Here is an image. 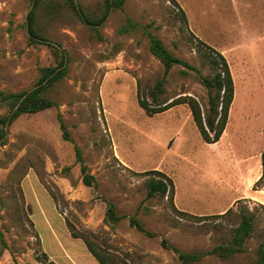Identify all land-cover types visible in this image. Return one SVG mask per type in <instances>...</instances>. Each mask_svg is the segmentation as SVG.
Returning a JSON list of instances; mask_svg holds the SVG:
<instances>
[{"label":"rangeland","instance_id":"obj_1","mask_svg":"<svg viewBox=\"0 0 264 264\" xmlns=\"http://www.w3.org/2000/svg\"><path fill=\"white\" fill-rule=\"evenodd\" d=\"M51 1L37 8L36 24L65 50L68 71L46 91L57 106L21 114L6 125L0 142V229L6 242L0 241V264H48L43 250L52 252L48 225L63 227L51 196L71 232L121 264H182L162 238L183 252L208 251L229 241L241 212L252 213L253 233L242 251L226 258L207 254L189 264H256L264 245V201L254 195L233 200L245 193L247 168L257 169L264 149V0H178L188 25L172 0H127L123 9L109 13L99 34L65 6L52 13ZM77 1L85 11L100 14L105 0ZM34 3L0 0V92L30 90L41 67L62 59L44 41H30L27 22ZM127 17L204 74L209 64L190 31L223 51L235 96L219 141H204L187 104L154 114L140 106L138 83L146 93L164 66L150 51L143 28L121 32ZM183 69H171L162 97L187 94L205 104L206 88L194 71ZM8 113L9 107L0 105V117ZM59 114L72 140L64 139ZM75 145L96 185L84 184ZM152 169L173 179L177 208L193 215L176 213L168 196L146 199L148 175L141 172ZM36 193L42 211L35 207ZM110 202L122 215L116 223L105 219ZM230 208L224 217L212 216ZM132 215L156 235L133 227Z\"/></svg>","mask_w":264,"mask_h":264},{"label":"trees","instance_id":"obj_2","mask_svg":"<svg viewBox=\"0 0 264 264\" xmlns=\"http://www.w3.org/2000/svg\"><path fill=\"white\" fill-rule=\"evenodd\" d=\"M126 1L127 0H105L100 14L85 11L77 0H52L49 7L52 9V13L62 6L71 9L81 18L82 21L89 24L91 28L99 34L100 26L106 20L109 13L114 9H123ZM42 2L43 0H35L33 8L28 14L27 28L30 41L32 43L44 41L49 46H52L56 52L61 53L62 59L56 66L41 67L42 75L38 83L30 90L20 93L0 92V105H6L9 107V113L0 117V142H3L6 136V125L12 123L21 114L35 113L57 106V102L51 99L46 94V91L55 82L65 77L68 71L65 50L59 44L46 38L37 27V8ZM172 2L178 7L181 16H183L188 25L186 13L178 0H172ZM138 28L144 29L150 41V51L164 66L162 77L158 79L154 86L148 89L146 93H144L138 83V100L140 106L148 113L154 114L170 109L178 104H187L204 141L207 143H215L219 141L226 130L231 106L235 96V81L230 63L226 56L189 30L198 43V51L209 64L210 72L204 74L199 67L174 54L158 35H155L152 31L147 29V26L134 21L130 17H127L126 23L121 28V32H129ZM175 65L183 66V73L185 74H189L190 70L196 73L199 82L207 90L208 97L205 104H202L196 97L187 94L180 95L171 100L162 97L167 91L166 84L168 75ZM147 96H149L150 99H147ZM58 118L64 139L72 140L68 127L60 114L58 115ZM75 150L77 161L81 164V173L84 184L89 186L96 185V177L89 171L88 165L83 159L81 148L78 145H75ZM261 160L262 175L255 182L253 189L264 188V184H262L264 181V149L261 153ZM141 173L148 175L146 199L168 196L176 213L183 216L193 215L177 208L174 202L175 184L173 179L167 173L157 169L146 170ZM231 211L232 208L224 213L212 216L224 217ZM240 215L241 221L233 227L232 236L229 241L218 244L208 251L183 252L177 246L170 243L167 238H162V245L165 248L176 252L182 264L199 261L207 254H216L223 258L232 256L243 250L246 240L252 235L254 229L255 215L252 213L245 214L243 212H241ZM105 219L110 223H116L122 219V215L118 213L117 206L112 202L108 204ZM130 224L149 236L156 235L155 233L146 230L137 215L130 216ZM72 234L74 236H79L74 231H72ZM84 239L90 251L97 257L101 264H121L113 261L109 254L97 250L87 238ZM0 241L6 243L1 229ZM44 255L48 257L46 253H44ZM48 264L56 263L54 261H49ZM256 264H264L263 244L258 248Z\"/></svg>","mask_w":264,"mask_h":264},{"label":"crops","instance_id":"obj_3","mask_svg":"<svg viewBox=\"0 0 264 264\" xmlns=\"http://www.w3.org/2000/svg\"><path fill=\"white\" fill-rule=\"evenodd\" d=\"M221 52L223 53V51ZM259 159H261V154L259 155ZM261 175H262V160L261 163L260 161L258 162L257 169H253L251 164H249L245 176V183H246V185L244 186L245 193H241L239 196L234 198L233 203L234 201L236 202L246 197H252L253 195L256 196L257 198H262L264 201V188L253 189L255 182L261 177ZM250 189L252 190L251 192ZM36 194L37 197L34 198L35 207L39 209V211H42L44 209V205L39 196V193ZM50 198H51V209H53L55 217H59V219L63 224V227L62 230L60 229V231H58L52 223L48 225V227H50V230L52 231V242H53L52 252L47 251L44 248L43 250L44 253L48 255L49 261H54L56 264H101L100 261L97 259V257L90 251L87 243L79 236H74L72 234L66 222L59 215L52 196ZM26 201H27V207L30 209L29 212L34 221L33 218L34 211L32 209V203L30 202L27 193H26ZM34 224L37 230L35 221ZM39 238L42 244V239L40 235Z\"/></svg>","mask_w":264,"mask_h":264}]
</instances>
